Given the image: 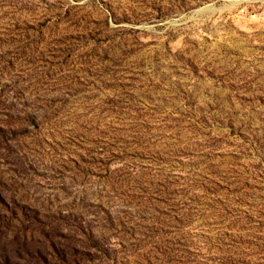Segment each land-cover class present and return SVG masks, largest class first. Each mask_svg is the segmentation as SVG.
Wrapping results in <instances>:
<instances>
[{
  "label": "rangeland",
  "instance_id": "obj_1",
  "mask_svg": "<svg viewBox=\"0 0 264 264\" xmlns=\"http://www.w3.org/2000/svg\"><path fill=\"white\" fill-rule=\"evenodd\" d=\"M0 264H264V0H0Z\"/></svg>",
  "mask_w": 264,
  "mask_h": 264
}]
</instances>
